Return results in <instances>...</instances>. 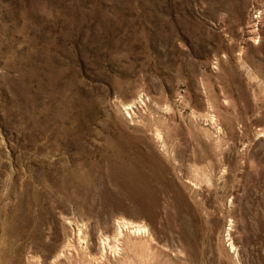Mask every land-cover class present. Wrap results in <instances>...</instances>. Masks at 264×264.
I'll return each instance as SVG.
<instances>
[{"label":"rangeland","instance_id":"374dc122","mask_svg":"<svg viewBox=\"0 0 264 264\" xmlns=\"http://www.w3.org/2000/svg\"><path fill=\"white\" fill-rule=\"evenodd\" d=\"M0 264H264V0H0Z\"/></svg>","mask_w":264,"mask_h":264},{"label":"bare ground","instance_id":"6f19581e","mask_svg":"<svg viewBox=\"0 0 264 264\" xmlns=\"http://www.w3.org/2000/svg\"><path fill=\"white\" fill-rule=\"evenodd\" d=\"M254 30H256V29H254ZM142 102V101H141ZM126 224H130L128 221H123L122 222V225L120 224V226H122L123 228H127L128 226H126ZM132 224V223H131ZM130 228H132L133 230H132V232H134V233H137V232H143V233H145V230H146V228L145 227H142V226H136V225H134L133 224V227H130ZM142 229V230H141ZM101 245H102V252H105L106 253V249L108 248H111L112 250H109V254L111 255V254H115L116 252H117V250H118V248H112L111 246H109V243L107 242V241H105V242H102L101 243ZM119 252V251H118Z\"/></svg>","mask_w":264,"mask_h":264},{"label":"built area","instance_id":"2783aa9c","mask_svg":"<svg viewBox=\"0 0 264 264\" xmlns=\"http://www.w3.org/2000/svg\"><path fill=\"white\" fill-rule=\"evenodd\" d=\"M129 108H132L131 106Z\"/></svg>","mask_w":264,"mask_h":264}]
</instances>
